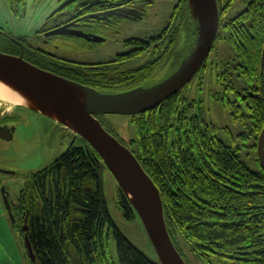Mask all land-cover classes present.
Masks as SVG:
<instances>
[{
  "label": "trees",
  "instance_id": "16d2710c",
  "mask_svg": "<svg viewBox=\"0 0 264 264\" xmlns=\"http://www.w3.org/2000/svg\"><path fill=\"white\" fill-rule=\"evenodd\" d=\"M226 1L219 12L221 26L215 41L225 40L233 49L231 64L241 65L234 68V74L244 79L245 92L250 90L251 94L239 93L238 100L232 102L231 115L248 128L240 136L242 140L251 137L250 146L256 151L257 136L264 123V67L260 65L264 0H241L248 10L235 15L227 10L232 0ZM132 2L139 1L68 0L59 10L61 13L62 9L69 11L79 6L82 11L96 7L110 11V7L118 5L129 8ZM195 25L188 0H175L162 27V32H170L171 37L160 60H153L158 53L155 49L150 61L136 66L122 68L118 67L121 64L106 61L97 63L98 67L79 66L62 74L106 92L154 83L169 75L191 49ZM152 39L157 38L150 37V44ZM131 43H134L132 38L124 40L125 45ZM144 50L143 47L129 50L119 54L116 60L123 64L139 58ZM150 50L154 49L150 46ZM201 71L202 68L198 72ZM159 75L162 76L158 80L152 79ZM231 76L224 73L222 80ZM229 85L233 87L232 81ZM195 103V98L180 90L156 107L130 115L136 137L119 141L130 148L157 186L167 230L186 264L177 235L203 261L216 258L222 264H264V171L257 153L258 169H252L236 149L215 135L217 126L205 124L202 114L195 112ZM17 115L10 120L18 121ZM80 141L82 144H71L43 167L28 172L20 193L15 198L9 197L15 219L12 228L20 241L27 233L34 254L33 260L26 255V261L29 264H160L156 257L140 251L115 225L102 194L100 157L83 138ZM24 188L29 193L23 196ZM117 191L121 213L125 218H134L129 198L118 185ZM110 240L115 252L111 250Z\"/></svg>",
  "mask_w": 264,
  "mask_h": 264
},
{
  "label": "rangeland",
  "instance_id": "374dc122",
  "mask_svg": "<svg viewBox=\"0 0 264 264\" xmlns=\"http://www.w3.org/2000/svg\"><path fill=\"white\" fill-rule=\"evenodd\" d=\"M65 1L24 0L23 11L20 13L21 15L16 16L10 7L12 3H9L8 0H0V25L4 28H9L13 32H19L30 37L33 31L44 22L45 17L58 9ZM174 2L175 0H154L153 2H147L141 19L129 20L120 17V19L112 24L105 25L99 31V35L104 38L103 41L95 42L93 45L81 39L65 36H55L46 45H43L58 55L72 56L74 59L84 62L107 60L114 56L115 53H120L129 48V46L124 47V40L131 37H145L162 28L171 14ZM238 3L241 4V0H232L230 13L233 12L235 5ZM39 45L43 46L42 44ZM217 45L224 47L221 50L224 56H221L220 59L227 55H232L231 50H229L226 44L216 40L215 46ZM142 60L140 57L132 59L125 62L121 67L136 66ZM231 72L233 75L230 78L220 81L216 77L214 69L208 68L205 77H200V74L196 77L194 75L191 85L183 86L181 91L185 95H188L189 98L201 100V114L208 125L217 126L215 135L233 149H236L248 167L258 169V164L255 160L256 151L250 146L252 143L251 137L242 140L240 136L241 132L247 131L248 128L243 126L240 121L234 120L231 115V110L233 109L232 101L235 98L233 90L239 91L245 86L244 79L236 76L233 70ZM161 76L159 75L152 79L158 80ZM198 80L201 82L199 86L196 85V81ZM230 81H232L233 90L230 88ZM14 108L19 107L0 97V115L6 116L11 114ZM17 112H19L20 119L14 123L15 131L13 138L11 140L0 138V188L2 183H5V188L9 192L10 198L16 197L17 189L23 184L26 174L43 167L59 155L65 149L68 139L74 138L75 133L72 129V132L70 131L69 125H64L58 121L52 122V119L48 116L42 114L35 115V112L21 110V108ZM99 119L102 121L103 126L116 138L123 141L135 139V127L134 123L130 120V115L102 114V117ZM63 130H67L66 132L69 133L68 138L64 137L61 133ZM78 143L82 144L79 138L75 139V144ZM3 170H11L15 173L10 174ZM102 176L107 207L115 225L140 251L148 257L155 258L154 249L140 219L137 216L125 218L118 207V184L116 179L106 169L103 171ZM2 178H5V182L1 183ZM0 210L9 221L10 217L5 209L1 192ZM2 223L3 216L0 217V228L3 226ZM22 242L19 240L20 247L23 250L25 247L24 242ZM177 243L181 247L188 264L223 263L216 258H212L210 261L198 259L189 251V245L179 235H177ZM110 246L111 250L115 252V245L111 240ZM3 261V255L0 254L1 264H3ZM26 264L29 263L26 261Z\"/></svg>",
  "mask_w": 264,
  "mask_h": 264
},
{
  "label": "water",
  "instance_id": "95a60500",
  "mask_svg": "<svg viewBox=\"0 0 264 264\" xmlns=\"http://www.w3.org/2000/svg\"><path fill=\"white\" fill-rule=\"evenodd\" d=\"M188 2L191 16L196 20L193 46L169 75L151 85L140 84L114 92L101 91L41 69L20 56L0 51V78L15 85L36 104L35 107L17 106H23L54 121L69 125L70 130L80 135L98 153L99 179L106 206L102 176L104 168L114 176L118 186L129 198L135 217L140 219L160 264H186V262L167 230L159 190L130 148L110 133L98 116L135 115L156 107L162 100L177 93L199 70L216 37L219 12L216 0H188ZM138 10L139 8H135V11ZM113 14L131 19L142 16L124 8L122 11L118 8ZM65 31L68 32L65 26H62L54 29L52 33L62 34ZM103 39L99 36L93 41L101 42ZM260 65L264 67V43ZM14 131L15 125L0 126V138L11 140ZM256 152L259 165L264 171V123L257 136ZM3 171L8 172V170ZM14 173L10 172V174ZM0 192L10 221L14 223L9 192L4 183ZM23 242L27 256L33 260L34 254L27 233L23 235Z\"/></svg>",
  "mask_w": 264,
  "mask_h": 264
},
{
  "label": "flooded vegetation",
  "instance_id": "af4514ba",
  "mask_svg": "<svg viewBox=\"0 0 264 264\" xmlns=\"http://www.w3.org/2000/svg\"><path fill=\"white\" fill-rule=\"evenodd\" d=\"M67 1L68 0L63 2L60 7L65 5V3ZM137 1H139V2H132L128 6L129 8H126L125 10L129 9L130 12H132L134 14H142V16H143L146 3L144 2V0H142V1L137 0ZM8 2L12 3L10 7H11L13 14L16 16L21 15L20 13L23 11V8H24V3H25L24 0H8ZM226 2H227L226 0H218V2H217L218 12L222 11V9L225 7ZM230 3L232 5V2H230ZM109 4H111V3H109ZM59 8L56 9L55 11H53L50 15L46 16L44 22L33 31L32 35L30 37L23 35V34H20L19 32H13L9 28H4L3 26L0 25V51L7 53V54L20 56L25 61H27V62H29V63H31V64H33V65H35L41 69H45V70L51 71L55 74L69 78L68 76H65V74H62V72L64 73L66 71H72L73 69H75L79 66H83V67H87V68L88 67H98L97 63H104L106 61H113V65L121 64V65H118V67L122 66L124 63L122 64V62H119L116 60V58L119 54L125 53L129 50H132V49H138V48H142V47L145 49L143 51L142 55L140 56V58L143 59L142 63L147 61L148 59L150 61V55H151L152 51H155V49H156V51H158V53L154 55L153 60H160L162 58V54L164 53V49L169 44V40L171 37L170 32L164 33V32H162V28H160L156 33L148 34L145 37H131L134 40V43H131L130 45L124 44V47L129 46L128 49H126L120 53H115L114 56H112L111 58H109L107 60H97L94 62H84L81 60L74 59L72 56L69 57V56L58 55L45 46L53 37H55V36H57V37L65 36L68 38L73 37L74 39H81L82 41H86V43L93 45V43H95L93 41V39L95 37L100 36L99 31L101 30L102 27H104L105 25L108 26V25L112 24L113 22L117 21L118 19H120L119 17H122L121 15L113 14V11H117L118 8H120L121 11L123 10V7L119 6V5L110 7L109 9H112L110 11H105V10H107V8L103 9L100 7H96L95 9L89 10V11H82L81 7L78 6V7L71 8V10H69V11H64L62 9L61 13H60V11H58ZM135 8H139V10L135 11ZM243 9L248 10L247 5H245V4L243 5L242 2H241V4L238 3L235 5L232 13H234V15L238 14ZM227 10H228V13L230 14V6L228 7ZM110 12H112V13L110 14ZM142 16L141 17H135V19H131V18H127V17H124V18L129 19V20H137V19H141ZM62 26H65V29H67L68 32L65 31V33H62V34H53L52 33L54 31V29H56L58 27H62ZM220 26H221V23L219 20L218 29ZM150 37L157 38V39H152V41H151L152 43L150 44ZM215 39H217V34H216ZM215 39H214V41H215ZM218 41L226 44L225 40H223V39H221V40L218 39ZM39 44H42V45L45 44V45L40 46ZM212 45H213V43H212ZM150 46L154 50H150ZM222 48H224L222 45H219V46L217 45L214 47L211 46L208 55L204 59L201 67L199 68V69L202 68V71L198 72L199 71L198 70L195 73V77L198 76L199 74H200V77L201 76L205 77L206 70L208 68L214 69V73L216 74V77L220 81H222V74H224V73L225 74L231 73V75H233L231 70L234 71L235 67H240L241 65L237 62H233L231 64V59H232L231 56L232 55L231 56L227 55L226 57H222L220 59L221 56H224V55H222L224 53L221 52ZM228 48H229V50H233L229 46H228ZM211 53H212V56H211ZM216 53H217V55L219 54V57L216 56ZM218 60L219 61L221 60L219 64H217ZM222 61L224 62L223 64H221ZM191 80H192V78H191ZM191 80L189 81L190 83L189 82L187 83L188 86L191 85ZM151 84L152 83H149L146 85H151ZM187 84H185V85H187ZM200 84H201V82H199V80L196 81L197 86H199ZM229 84H231V81L229 82ZM244 84H245V82H244ZM232 88L234 89V87H232ZM245 88H247L246 84L239 91H235L232 89L233 93L235 94V98L233 101L238 100L239 93H243V95H245L246 92L251 94L250 90H247L245 92ZM186 96L188 97V95H186ZM195 100H196L195 112L201 113V108H200V101L201 100L196 99V98H195ZM20 108H21V110H26L24 107H19L18 110H17V108H14V110L11 114H8L6 116L0 115V126L10 127V126L14 125V123L17 119L16 120H10V118L13 117L14 114H18L17 116H19V112H17V111H19ZM232 110H231V113H232ZM36 114L37 113H35V115ZM51 121L53 122L54 120H51ZM204 121H205V119H204ZM205 124L207 126H211V125H208L206 122H205ZM66 131L67 130H63V132H61V133L63 134L64 137L68 138L69 133ZM13 135H14V133H13ZM77 136L80 139L81 136L78 134L74 138L71 137L68 139L67 144H65V146H66L65 149L67 147H69L71 144L72 145L75 144V139L78 138ZM78 144H75V145H78ZM10 172H11V170H8V173H10ZM27 174H26V178H24L23 184L28 180ZM11 177H13V176H11ZM35 179H36V177H35ZM1 180H2L1 183L5 182V178H2ZM19 193H20V187L17 189V195ZM28 193H29L28 188H24V190L22 192L23 196L27 195ZM22 194H20V195L22 196Z\"/></svg>",
  "mask_w": 264,
  "mask_h": 264
},
{
  "label": "crops",
  "instance_id": "0c3cea01",
  "mask_svg": "<svg viewBox=\"0 0 264 264\" xmlns=\"http://www.w3.org/2000/svg\"><path fill=\"white\" fill-rule=\"evenodd\" d=\"M1 216H3V226L0 228V254L3 255V264H26V249L22 250L11 221H8L0 210Z\"/></svg>",
  "mask_w": 264,
  "mask_h": 264
},
{
  "label": "bare ground",
  "instance_id": "6f19581e",
  "mask_svg": "<svg viewBox=\"0 0 264 264\" xmlns=\"http://www.w3.org/2000/svg\"><path fill=\"white\" fill-rule=\"evenodd\" d=\"M0 97L5 98L15 105L36 106L34 101L28 98L24 92L18 89L15 85L0 78Z\"/></svg>",
  "mask_w": 264,
  "mask_h": 264
}]
</instances>
